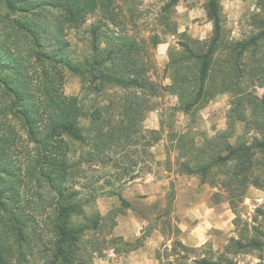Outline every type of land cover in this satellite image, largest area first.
Returning <instances> with one entry per match:
<instances>
[{"label":"trees","instance_id":"obj_1","mask_svg":"<svg viewBox=\"0 0 264 264\" xmlns=\"http://www.w3.org/2000/svg\"><path fill=\"white\" fill-rule=\"evenodd\" d=\"M105 1L0 0V264L9 263L13 248L17 264L37 258L43 259V264H86L77 254L86 226L73 222L83 214L84 204L70 180L80 163L71 159L72 142L85 143L80 120L88 113L78 96L65 94V70L78 76L87 92L100 94L107 88L122 92L90 113L93 146L100 157L106 155V161L112 159L107 151L116 147L117 139L138 142L143 149L160 140L157 130L150 131L146 144L145 135L136 134L144 115L152 109L151 99L166 89L178 94V107L185 113L201 108L215 93L229 91L235 98L230 127L233 120L246 121L243 102L252 98L245 83L251 64H258L261 54L264 60V19L258 20L256 33L228 42L220 1L206 0L212 33L205 41L190 38L177 42L180 50H170L166 66L172 82L163 86L148 75L143 43L128 33L125 18L109 9L111 3ZM179 1L168 0L165 8ZM102 6L112 28L106 22L89 25L88 54L72 57L68 31L82 29ZM160 41L154 34L152 47ZM221 48L225 49L219 66L221 77L214 82L212 70ZM114 110L118 113L113 115ZM105 111L106 117L102 115ZM230 135L223 132L216 137L218 142L209 140L202 154L208 156L196 162L182 160V170L206 178L213 167L229 165V183L254 181L251 172L264 166V136L232 144ZM29 191L34 197H25ZM118 197L125 207H131L120 194ZM261 215L263 228L253 225L252 236L246 234V228L240 232L241 238H231L218 253L196 254L202 248L175 238L161 258L172 256L176 264H237L235 254L264 244L263 211ZM141 245L138 238L132 249Z\"/></svg>","mask_w":264,"mask_h":264},{"label":"rangeland","instance_id":"obj_2","mask_svg":"<svg viewBox=\"0 0 264 264\" xmlns=\"http://www.w3.org/2000/svg\"><path fill=\"white\" fill-rule=\"evenodd\" d=\"M219 1L228 42L259 30L258 20L264 19V0ZM105 2L106 5L110 2L109 9L114 8L118 16L125 18L128 33L143 43L148 75L163 86L172 82L171 71L166 66L170 50H180L177 42L190 38L205 41L212 33V23L205 10L206 0H180L168 9L165 8L168 0ZM104 9L102 6V10L90 16L82 29L68 31L72 57L88 54L89 25L106 22L112 28L103 16ZM113 30L119 32L118 27ZM154 34L161 39L156 47L151 45ZM262 56L258 61L262 65L251 64L253 68L245 83L246 92L252 98L243 102L246 121L233 120V127H230L235 98L229 91L217 92L201 108L185 113L178 107V94L166 89L151 99L152 109L144 115L136 134L143 133L146 144L150 131L157 130L160 140L143 149L138 142L117 139L116 147L107 151L112 156L109 161L106 155L100 157L93 146L95 133L90 131V113L95 108H103L122 92L116 88H107L100 94L87 92L81 79L65 70V94L78 96L88 113L80 120L86 141L72 142L71 152L72 161L80 163L70 184L79 190L84 204L83 214L73 219L74 223L86 226L77 250L81 260L86 264H176L172 256L161 258L165 247H170L175 238L187 246L202 248L196 254L210 255L223 250L231 238H241L240 232L246 228L248 236L255 235L251 229L253 225L263 228L264 166H256L251 172L254 181L245 185L228 182L229 165L213 167L206 178L187 174L180 166L182 160H203L209 140L220 133L229 131L228 140L232 144L250 143L264 136ZM224 57L225 49L221 48L211 81L216 82V78L221 77L219 66ZM111 112L118 113L117 110ZM102 115L106 117L107 111ZM119 194L131 203V207L121 203ZM24 195L34 197L30 191ZM95 221L96 227L93 226ZM138 238L142 239V245L132 249ZM235 259L237 264H264V244L259 249L238 252ZM8 264H17L14 248ZM25 264H43V259Z\"/></svg>","mask_w":264,"mask_h":264}]
</instances>
